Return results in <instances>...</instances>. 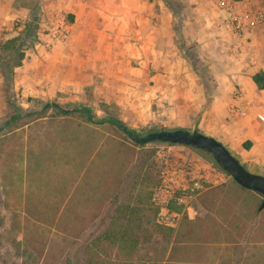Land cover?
I'll list each match as a JSON object with an SVG mask.
<instances>
[{
    "label": "rangeland",
    "instance_id": "rangeland-1",
    "mask_svg": "<svg viewBox=\"0 0 264 264\" xmlns=\"http://www.w3.org/2000/svg\"><path fill=\"white\" fill-rule=\"evenodd\" d=\"M165 2L173 17L174 12H180L174 3ZM42 3L0 0V65L13 59L2 45L4 40L20 36L24 53L7 85L0 68V264H81L85 244L104 233L115 207L124 203L142 208L134 257L146 264H264V207L257 209L262 196L239 188L211 155L191 146L158 141L136 146L106 123H89L79 116L60 118L52 116V110L43 116L34 112L45 101L64 107L86 105L96 118L117 117L141 136L188 125V120L183 122L180 115L177 120L174 113L172 102L180 96L173 89L175 82H167L171 87L165 92L170 96L162 97L154 81L148 80L149 100L146 91L144 102L141 100V83L126 77L141 73L133 69L138 68L139 58L131 53H127L131 58L126 65L112 64V75L106 79L98 76L102 72L98 64L90 68L96 80L72 85L71 72L79 61L76 55H81L74 52L72 56V51L62 46L67 32L64 40L48 36V23L61 13L43 12ZM253 3L258 9L264 6V0ZM226 17L224 47L218 51L213 42L199 48L185 44L176 19L171 20L175 34L165 53L178 63L171 70L184 79L186 72L195 75L205 101L215 87H222L221 75L236 73L243 63L242 49L226 26ZM27 22L33 27L25 38ZM252 47V59L264 62V51ZM148 51L150 59L157 58L158 52ZM93 58L100 63V51H95ZM238 58L241 62L234 63ZM156 67L144 68L153 74ZM169 68L166 66V71ZM79 71L84 72V66ZM234 85L229 113L242 117L254 111L264 124V90L253 88L260 97L256 102ZM135 88L139 100L132 108L129 103ZM13 109L28 115L3 125ZM148 116V122L130 125L132 118ZM246 150H251L252 159L242 165L264 174V137ZM165 212L172 217L171 225L157 222ZM98 250L122 258L106 241Z\"/></svg>",
    "mask_w": 264,
    "mask_h": 264
},
{
    "label": "crops",
    "instance_id": "crops-1",
    "mask_svg": "<svg viewBox=\"0 0 264 264\" xmlns=\"http://www.w3.org/2000/svg\"><path fill=\"white\" fill-rule=\"evenodd\" d=\"M40 1H43L41 5L43 12L50 13V10L55 11L54 13L57 14L60 12L59 15L66 17V20L71 17V22L67 24L66 43L62 46L65 50L72 51V56L76 55L75 53L81 55H76L79 61L76 64V69L71 72L70 81L72 85L82 86L83 83L89 82V80H96V78L92 79L95 71L90 72V68L98 64L102 68V72L98 76L106 79L109 75H112V64L126 65V62H129V58H131L127 56V53L128 55L131 53V56L139 58L138 68L133 69L141 73L135 75V78L126 77L141 83L140 95L143 102L144 91H146L147 101L149 100L148 80L154 81L155 89L162 93V97L170 96L165 92V88L171 87L167 82H175L173 89L180 92V96L172 102L174 110L177 111L174 112L175 115L177 114L176 119L179 120L178 115H180V120L183 119V122L188 120V125L178 126L177 128L196 129L200 133L211 136L222 143L232 155L234 154L237 157L241 164L246 161L251 162L252 149L250 151L246 150L242 147V143L249 141L248 148H252L255 142H260L264 137V124L261 122L258 113L250 111L246 116L241 117L236 112L229 113L228 106L231 105L230 94L231 89L235 88L234 84L237 85V88L249 94L252 100L259 101L258 94H256L257 96L254 94L253 88L255 89L256 86L250 76L259 71L264 75V62L252 59V46L264 51V6L258 4L263 13L262 22L249 27L241 37H234L238 41L237 45L242 49L240 54L243 56V63L239 64V71L230 73L228 76L221 73L222 87L221 85L215 87L209 95V99L205 101V96L198 82H196L195 75L186 72L184 76H187V79H184L183 75L171 70L173 66L178 64L175 60L168 58L165 53L166 46L172 42V35L175 34L171 20L176 19V28H180L179 32L183 35V39L185 36V44L192 43L199 48L200 45L207 46V44L213 42L215 50H222L224 35H226V31L222 26L226 12L233 2L223 0L222 4L215 5L210 3L209 0H168L176 5L174 6L176 10H180V12H174L173 17L171 8L168 7L165 0ZM250 2L253 7L254 5L257 6L253 3L254 0H250ZM213 25L215 26L213 27ZM148 49H152V53L158 52L157 58L154 57L156 59H150ZM134 50L137 51L136 54H133ZM95 51H100V63L93 58ZM83 55L84 57H82ZM244 56L250 58L253 65H248ZM70 60L69 66L72 63V59ZM236 61L241 62V59L233 60L234 63ZM151 65L157 66L153 74L149 73V69L144 68ZM81 66H84V72L79 71ZM166 66L170 67L168 71L165 69ZM68 72H70V68ZM225 81L227 84H224ZM184 82L191 83V85H184ZM131 90L134 89L131 88ZM137 92L139 90L135 88V93H131L134 97L130 100L129 106L132 108L137 106L139 100V93ZM167 98L169 100L170 97ZM186 98L194 99L187 100ZM236 101L234 99L235 103ZM238 110L237 107L235 111ZM136 118H132L130 123L133 127L149 120V116L146 118L141 117L140 120ZM260 127L261 129H259ZM244 167L250 170L247 166Z\"/></svg>",
    "mask_w": 264,
    "mask_h": 264
},
{
    "label": "trees",
    "instance_id": "trees-1",
    "mask_svg": "<svg viewBox=\"0 0 264 264\" xmlns=\"http://www.w3.org/2000/svg\"><path fill=\"white\" fill-rule=\"evenodd\" d=\"M70 22L71 17L67 18L66 24H69ZM24 26L23 37H30V31L32 30L33 24L27 22ZM22 41V38L16 35L4 40L2 43L4 48H7L11 51L13 58L11 63L7 65H0V68H2L4 84L6 85L11 82L13 68L20 65V62L24 56L23 48L21 47ZM250 77L256 88L264 89V75L261 71L253 73ZM47 110H52V116H58L60 118L79 116L80 118H84L85 121L89 123H106L110 125L113 130L122 138L130 139L133 145L138 146L141 143L139 140H137V138L141 137V135L133 128L127 127L119 118L113 116L96 118L93 115L90 107L86 105L64 107L55 102L45 101L41 103L38 111L34 112H37L39 116H43L42 114L47 112ZM26 115H28V113L22 112L18 109H13L11 114H9L3 121V125L8 126L13 124ZM248 146L249 141L242 143L243 148L246 149ZM200 151H204L207 155H210V153L205 150L200 149ZM239 188L244 189L241 186H239ZM149 196L150 195L148 194L146 197L147 201ZM141 210L142 208L134 207L128 205L127 203L116 206L114 214L110 219L108 228L104 231V233L102 235H97L90 242L85 244L86 254L81 264H146V262L134 257L139 244V239L136 233H138L139 230V214ZM166 229L168 232L171 231L170 228ZM156 230H159V228L156 227ZM102 241H106L108 244L114 245L117 249V252L119 251L122 253V258H111L108 254H101V252H98V245Z\"/></svg>",
    "mask_w": 264,
    "mask_h": 264
},
{
    "label": "water",
    "instance_id": "water-1",
    "mask_svg": "<svg viewBox=\"0 0 264 264\" xmlns=\"http://www.w3.org/2000/svg\"><path fill=\"white\" fill-rule=\"evenodd\" d=\"M141 143L151 141L165 142L171 144H182L210 153L214 162L232 180L244 189L259 193L262 198L258 210L264 207V175L247 170L238 159L232 155L227 148L215 138L200 133L197 130H186L181 128L163 129L146 133L137 138Z\"/></svg>",
    "mask_w": 264,
    "mask_h": 264
},
{
    "label": "built area",
    "instance_id": "built-area-1",
    "mask_svg": "<svg viewBox=\"0 0 264 264\" xmlns=\"http://www.w3.org/2000/svg\"><path fill=\"white\" fill-rule=\"evenodd\" d=\"M216 5L223 3V0H212ZM226 26L240 37L249 27L259 24L263 20V13L260 9L253 7L250 0H237L227 10ZM48 23L47 34L52 40H64L66 38L67 24L64 17L59 15ZM172 217L167 213L159 214L157 222L160 224L171 225Z\"/></svg>",
    "mask_w": 264,
    "mask_h": 264
}]
</instances>
